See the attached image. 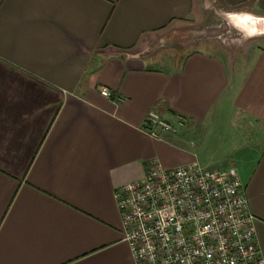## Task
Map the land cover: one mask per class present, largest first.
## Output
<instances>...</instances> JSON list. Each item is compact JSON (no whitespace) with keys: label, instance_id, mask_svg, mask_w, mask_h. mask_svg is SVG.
<instances>
[{"label":"crops","instance_id":"1","mask_svg":"<svg viewBox=\"0 0 264 264\" xmlns=\"http://www.w3.org/2000/svg\"><path fill=\"white\" fill-rule=\"evenodd\" d=\"M201 19L199 0H0V264H134L114 190L153 158L233 164L264 258V50L185 47ZM152 108L188 123L153 138Z\"/></svg>","mask_w":264,"mask_h":264},{"label":"built area","instance_id":"2","mask_svg":"<svg viewBox=\"0 0 264 264\" xmlns=\"http://www.w3.org/2000/svg\"><path fill=\"white\" fill-rule=\"evenodd\" d=\"M100 93L111 92L100 88ZM188 119L146 112L142 127L153 138L178 134ZM114 198L134 264H264L236 167L206 168L194 160L165 168L150 161L141 180L117 186Z\"/></svg>","mask_w":264,"mask_h":264},{"label":"rangeland","instance_id":"3","mask_svg":"<svg viewBox=\"0 0 264 264\" xmlns=\"http://www.w3.org/2000/svg\"><path fill=\"white\" fill-rule=\"evenodd\" d=\"M206 1L199 0L202 19L197 22H191L176 32V36H182L185 41L194 43L184 44L185 47L190 46V49L203 48L229 61L237 58H246L248 57L247 54L255 48L264 50V37L249 40L242 47L231 43L238 34L234 30L228 29L221 17L225 10L238 11L239 9L225 8L214 2L206 5ZM251 12L257 15H264L259 12ZM229 32H231V36L228 35ZM224 41H227V43Z\"/></svg>","mask_w":264,"mask_h":264},{"label":"clouds","instance_id":"4","mask_svg":"<svg viewBox=\"0 0 264 264\" xmlns=\"http://www.w3.org/2000/svg\"><path fill=\"white\" fill-rule=\"evenodd\" d=\"M224 25L234 30L238 36L231 43L242 47L249 40L264 37V15H257L247 10H225L222 14ZM231 36V32L228 33ZM227 43V41H224Z\"/></svg>","mask_w":264,"mask_h":264}]
</instances>
